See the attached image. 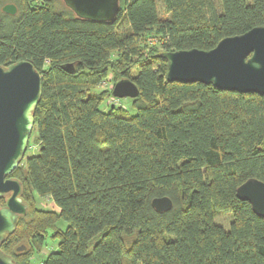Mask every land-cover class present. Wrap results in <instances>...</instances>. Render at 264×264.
I'll list each match as a JSON object with an SVG mask.
<instances>
[{
	"label": "trees",
	"instance_id": "1",
	"mask_svg": "<svg viewBox=\"0 0 264 264\" xmlns=\"http://www.w3.org/2000/svg\"><path fill=\"white\" fill-rule=\"evenodd\" d=\"M162 3L120 0L96 21L63 0H0V65L27 59L42 75L38 150L14 170L27 210L1 244L15 264L48 236L58 247L42 264H264V217L237 196L264 181V94L170 81L165 56L264 25V0ZM121 79L138 86L135 114L101 107ZM163 195L173 207L158 211ZM227 213L225 228L214 218Z\"/></svg>",
	"mask_w": 264,
	"mask_h": 264
},
{
	"label": "water",
	"instance_id": "2",
	"mask_svg": "<svg viewBox=\"0 0 264 264\" xmlns=\"http://www.w3.org/2000/svg\"><path fill=\"white\" fill-rule=\"evenodd\" d=\"M63 1L78 17L96 21H111L120 9V0ZM3 10L15 14L17 6L7 3ZM165 56L170 81H199L223 90L264 94V25L226 36L209 50L179 49L166 52ZM64 68L73 69L71 64ZM138 94V86L130 79L118 80L112 90L118 98H135ZM41 97L42 75L31 61L20 59L8 66L0 65V196L12 191L6 204L0 206V264H15L1 244L27 210V204L18 195L20 184L5 177L25 156L35 125L34 110ZM237 196L264 217V181L249 178L237 187ZM152 205L158 211H167L173 207V201L163 195L153 198Z\"/></svg>",
	"mask_w": 264,
	"mask_h": 264
},
{
	"label": "rangeland",
	"instance_id": "3",
	"mask_svg": "<svg viewBox=\"0 0 264 264\" xmlns=\"http://www.w3.org/2000/svg\"><path fill=\"white\" fill-rule=\"evenodd\" d=\"M4 1V0H3ZM5 1H10V0H5ZM3 4V3H2ZM1 4V6H2ZM157 4H158V9L160 11H163V3L162 0H157ZM111 82L106 81L103 83L101 88L104 87H108L111 86ZM131 97H123V98H118V97H114L111 96L110 98H107L102 104L101 107L105 110H108L112 107V105H114L115 107L121 106L124 109L127 110L128 113L130 114H135L136 113V109L133 105ZM35 134H31L30 136V140H29V148L26 152V157L28 155H32L37 153L38 150V143ZM25 157V159H26ZM36 202H37V206L41 207V208H46V209H57V207L55 206V204L53 203V201L49 198V197H41V196H37L36 197ZM231 215L229 213L227 214H220V215H216L214 220L216 223L221 224L223 227L228 228L229 224H230V220H231ZM60 225L65 228L66 227V223L64 221L60 222ZM58 247V241L52 239L51 237H47L46 242L43 246V248L41 249L40 252L36 253L33 258H32V263L33 264H42L43 260L54 250H56Z\"/></svg>",
	"mask_w": 264,
	"mask_h": 264
},
{
	"label": "flooded vegetation",
	"instance_id": "4",
	"mask_svg": "<svg viewBox=\"0 0 264 264\" xmlns=\"http://www.w3.org/2000/svg\"><path fill=\"white\" fill-rule=\"evenodd\" d=\"M29 148V147H28ZM28 150V149H27ZM27 152V151H26ZM25 157H26V153H25V156H24V158H23V160H22V162L25 160ZM22 162L20 163V165L22 164ZM5 179H12V180H15V181H17L19 184H20V190H19V196H21V192H22V189H21V187H22V185H21V182H20V180L18 179V177L14 174V171L13 172H11L9 175H7L6 177H5ZM11 194H12V191L11 192H8V193H4L3 195H1L0 196V198H3V204L1 205V206H4L5 204H6V201H7V199L11 196ZM25 203V202H24ZM26 204V203H25Z\"/></svg>",
	"mask_w": 264,
	"mask_h": 264
}]
</instances>
